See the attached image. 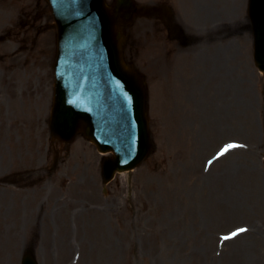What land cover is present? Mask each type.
Segmentation results:
<instances>
[{
	"label": "rangeland",
	"instance_id": "rangeland-1",
	"mask_svg": "<svg viewBox=\"0 0 264 264\" xmlns=\"http://www.w3.org/2000/svg\"><path fill=\"white\" fill-rule=\"evenodd\" d=\"M36 1L0 0V264H20L33 244L40 264H264V76L254 66L247 0H163L199 40L164 38L170 47L161 50L175 62L161 70L154 33L168 30L154 12L162 0H137L145 11L128 30L127 52L148 77L156 149L133 173H117L106 193L95 170L102 155L82 136L49 169L54 153L42 138L56 32ZM188 56L197 74L204 69V95L197 105L192 94L179 114L169 91L186 77ZM228 140L241 147L207 168Z\"/></svg>",
	"mask_w": 264,
	"mask_h": 264
},
{
	"label": "water",
	"instance_id": "water-1",
	"mask_svg": "<svg viewBox=\"0 0 264 264\" xmlns=\"http://www.w3.org/2000/svg\"><path fill=\"white\" fill-rule=\"evenodd\" d=\"M58 28L51 129L69 142L83 132L113 149V167H132L152 150L143 77L122 56V26L138 14L135 0H48ZM255 61L264 71V0H250ZM23 264H36L27 252Z\"/></svg>",
	"mask_w": 264,
	"mask_h": 264
},
{
	"label": "bare ground",
	"instance_id": "bare-ground-1",
	"mask_svg": "<svg viewBox=\"0 0 264 264\" xmlns=\"http://www.w3.org/2000/svg\"><path fill=\"white\" fill-rule=\"evenodd\" d=\"M190 21H192V19L190 20ZM218 47V46H217ZM159 57H160V53L157 51V53H156V56H155V59H156V63H157V66H158V69H160L161 70V68H163L164 66H167L169 69L173 66V64L172 63H168L169 62V60H166V63H162L161 61H159ZM189 58H187V62H189L190 64H188L187 66V71H190V69H192L197 63H194V60H191L190 58H193V57H191V56H188ZM173 71H174V69H173ZM194 72H190V73H188L187 74V77L186 78H191V76H192V74H193ZM198 75H196V77H197ZM202 77H200L199 76V79H197L198 81H196V83H200L203 79H201ZM176 80V79H174L173 78V72H172V75L170 74V76L168 77V78H166V80H162V81H165L168 85L171 83V81L170 80ZM172 80V81H173ZM174 82V81H173ZM195 84V83H194ZM165 85V84H164ZM163 89V88H162ZM187 89V86H186V84H184V86H183V88H182V91L184 92L185 90ZM191 90H193V92H195L196 90H197V87H196V85H193V83H192V85H191ZM170 91H172L173 92V87H171L170 88ZM172 102V106H173V101H171ZM56 225H58L57 223H56ZM63 244V243H62Z\"/></svg>",
	"mask_w": 264,
	"mask_h": 264
},
{
	"label": "snow or ice",
	"instance_id": "snow-or-ice-1",
	"mask_svg": "<svg viewBox=\"0 0 264 264\" xmlns=\"http://www.w3.org/2000/svg\"><path fill=\"white\" fill-rule=\"evenodd\" d=\"M235 147H241V146H240V145H236V144H230V145H227V146L222 150V152H221L219 155H223L224 153H226L227 151H229L230 149L235 148ZM245 231H247V229H244V228L238 229L237 231L231 233L230 236H226V237H224V239H225V240L230 239V238L235 237V236H237V235H239L240 233L245 232Z\"/></svg>",
	"mask_w": 264,
	"mask_h": 264
},
{
	"label": "flooded vegetation",
	"instance_id": "flooded-vegetation-1",
	"mask_svg": "<svg viewBox=\"0 0 264 264\" xmlns=\"http://www.w3.org/2000/svg\"><path fill=\"white\" fill-rule=\"evenodd\" d=\"M189 39V38H188ZM1 122V121H0Z\"/></svg>",
	"mask_w": 264,
	"mask_h": 264
}]
</instances>
